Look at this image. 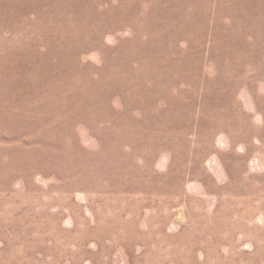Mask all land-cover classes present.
I'll list each match as a JSON object with an SVG mask.
<instances>
[{
	"label": "rangeland",
	"instance_id": "1",
	"mask_svg": "<svg viewBox=\"0 0 264 264\" xmlns=\"http://www.w3.org/2000/svg\"><path fill=\"white\" fill-rule=\"evenodd\" d=\"M0 264H264V0H0Z\"/></svg>",
	"mask_w": 264,
	"mask_h": 264
}]
</instances>
